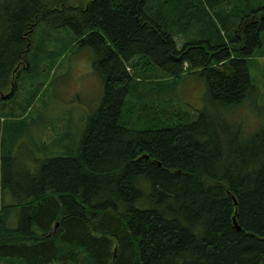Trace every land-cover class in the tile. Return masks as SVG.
Listing matches in <instances>:
<instances>
[{"label":"trees","instance_id":"trees-1","mask_svg":"<svg viewBox=\"0 0 264 264\" xmlns=\"http://www.w3.org/2000/svg\"><path fill=\"white\" fill-rule=\"evenodd\" d=\"M263 44L264 0H0V264H264V125L237 107L264 106ZM79 45L100 106L25 169L28 113Z\"/></svg>","mask_w":264,"mask_h":264},{"label":"rangeland","instance_id":"rangeland-1","mask_svg":"<svg viewBox=\"0 0 264 264\" xmlns=\"http://www.w3.org/2000/svg\"><path fill=\"white\" fill-rule=\"evenodd\" d=\"M88 1L89 0H69L70 3L74 4H86ZM186 36L190 40H195L201 36V33H188ZM61 37L67 38V35H61ZM187 38L180 37L179 35L177 36L179 47L186 42ZM89 50L90 48L84 45L66 50L59 59L60 64L57 66L56 71H53L52 74L57 73V71L59 72L56 76L52 75L49 78L46 84L47 89L44 90V88H42L41 92H39L33 103V108L27 116L28 119L36 118L35 122L30 127V131L33 133L36 142L35 145H33L27 136H23L18 141L14 156L19 161V166L25 169L30 168L29 163L31 162L29 161H31L30 156L32 151H37L38 158H41L42 152H44L43 154H47L54 150L57 153V151H61L63 144H69L71 142L72 144H76L78 140H80L87 125L88 118L100 106L104 89L103 82L93 65L94 59H91L89 62L86 60ZM256 58L257 56L252 58L254 63V59ZM262 61H264V58ZM190 70L197 69H190L189 63H185V71L181 79H190V81L195 82L194 78L199 75L195 73L190 75ZM260 72H264V64H259L258 67H255V65L251 63V74L257 86L259 84L258 75ZM136 74L135 72V76ZM136 77L138 79V76ZM168 79L171 81L172 78ZM202 82L203 81H201V83ZM183 91L185 93L188 92L186 88H183ZM191 92L198 97V100L196 102H190L185 100L182 95V101L184 102L182 107L190 110L193 109L192 107L197 109L205 107L206 93L197 89ZM189 95L190 93L187 94V97H189ZM28 96H30V93H26L24 100L20 101L19 98L16 100L24 104ZM243 105H246V102L237 106L243 107L240 110L241 120L243 119V130L246 134H251L264 125V106L259 103L248 104L247 106ZM213 107L228 106L217 103L215 105L213 104ZM53 121H55V125L51 127L48 126L46 131L42 133L46 124H51ZM64 124H66L65 132L60 139L56 140L58 136L56 132L57 127L58 132H62ZM55 126L56 128L54 129ZM64 137L66 138L65 140H63ZM41 140L45 143L44 148L41 147Z\"/></svg>","mask_w":264,"mask_h":264},{"label":"bare ground","instance_id":"bare-ground-1","mask_svg":"<svg viewBox=\"0 0 264 264\" xmlns=\"http://www.w3.org/2000/svg\"><path fill=\"white\" fill-rule=\"evenodd\" d=\"M11 91H12V90H11ZM235 223H236V221H235ZM55 226H56V225H55ZM54 230H55V229H54ZM57 230H58V228H57ZM53 232H54V231H53ZM53 232H52V233H53Z\"/></svg>","mask_w":264,"mask_h":264},{"label":"flooded vegetation","instance_id":"flooded-vegetation-1","mask_svg":"<svg viewBox=\"0 0 264 264\" xmlns=\"http://www.w3.org/2000/svg\"><path fill=\"white\" fill-rule=\"evenodd\" d=\"M14 87V86H13ZM13 89V88H12Z\"/></svg>","mask_w":264,"mask_h":264},{"label":"water","instance_id":"water-1","mask_svg":"<svg viewBox=\"0 0 264 264\" xmlns=\"http://www.w3.org/2000/svg\"><path fill=\"white\" fill-rule=\"evenodd\" d=\"M57 226V225H56Z\"/></svg>","mask_w":264,"mask_h":264}]
</instances>
